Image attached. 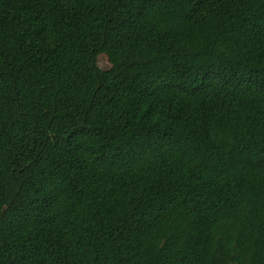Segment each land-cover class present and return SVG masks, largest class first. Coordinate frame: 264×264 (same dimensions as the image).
<instances>
[{"label": "trees", "instance_id": "1", "mask_svg": "<svg viewBox=\"0 0 264 264\" xmlns=\"http://www.w3.org/2000/svg\"><path fill=\"white\" fill-rule=\"evenodd\" d=\"M0 264H264V0H0Z\"/></svg>", "mask_w": 264, "mask_h": 264}, {"label": "rangeland", "instance_id": "2", "mask_svg": "<svg viewBox=\"0 0 264 264\" xmlns=\"http://www.w3.org/2000/svg\"><path fill=\"white\" fill-rule=\"evenodd\" d=\"M97 64L101 69H107L110 64L104 54H100L97 57Z\"/></svg>", "mask_w": 264, "mask_h": 264}]
</instances>
